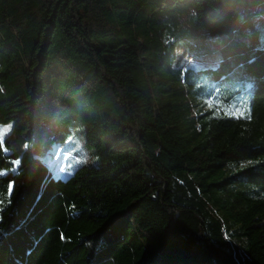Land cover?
<instances>
[{
    "label": "trees",
    "instance_id": "16d2710c",
    "mask_svg": "<svg viewBox=\"0 0 264 264\" xmlns=\"http://www.w3.org/2000/svg\"><path fill=\"white\" fill-rule=\"evenodd\" d=\"M9 122L0 264H264V0H0ZM76 125L98 163L57 178Z\"/></svg>",
    "mask_w": 264,
    "mask_h": 264
},
{
    "label": "rangeland",
    "instance_id": "374dc122",
    "mask_svg": "<svg viewBox=\"0 0 264 264\" xmlns=\"http://www.w3.org/2000/svg\"><path fill=\"white\" fill-rule=\"evenodd\" d=\"M177 52L178 53L174 63V67L181 68L182 70H186L188 68L195 69L198 68L199 66H203L207 64L209 60H214L218 58L217 54H214L215 52L214 53L212 52L210 54L202 56L201 59L207 61H196L190 59L183 49H178ZM49 82L51 86H56L61 84L63 81H61L60 78L52 77L50 78ZM214 94L215 92L210 94L208 99L202 101V105L205 109L218 105L217 96H215ZM240 96L248 100V105L250 110L251 93L243 92ZM228 108L236 116L240 115V112L237 111V109H240L243 112L248 111L247 102L239 101L238 99L234 104H231ZM52 149H53L52 150L53 155L51 156V152H50L44 158V161L46 159V163L48 164V167L57 178L65 179L66 177L72 175L73 171H76L81 167L95 166L98 163L97 156L94 150L85 145L84 127L82 125H76L73 128V131H71V137L70 139H68L66 143L62 145L60 144L59 146H54ZM82 159L83 161L87 159V162L77 163V161H80ZM60 168L66 169V173L59 172Z\"/></svg>",
    "mask_w": 264,
    "mask_h": 264
},
{
    "label": "clouds",
    "instance_id": "9594fccd",
    "mask_svg": "<svg viewBox=\"0 0 264 264\" xmlns=\"http://www.w3.org/2000/svg\"><path fill=\"white\" fill-rule=\"evenodd\" d=\"M12 122H9L7 125H0V132L4 133V136L7 135L8 133L11 132L12 130ZM4 136H0V143H3V138ZM85 163L87 162V159L84 161Z\"/></svg>",
    "mask_w": 264,
    "mask_h": 264
},
{
    "label": "snow or ice",
    "instance_id": "6c2138e0",
    "mask_svg": "<svg viewBox=\"0 0 264 264\" xmlns=\"http://www.w3.org/2000/svg\"><path fill=\"white\" fill-rule=\"evenodd\" d=\"M237 111L240 112V115H241V116L244 115V112L241 111L240 109H237ZM249 112H250V110H249ZM248 118H250V114H249V117H248ZM0 136H4V133H3V132H0ZM0 150H2V151H6V148L4 147L3 143H0ZM83 162H84L83 159L80 160V161H77V163H83ZM59 172H61V173H66V169H64V168H60V169H59Z\"/></svg>",
    "mask_w": 264,
    "mask_h": 264
}]
</instances>
